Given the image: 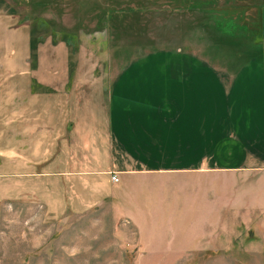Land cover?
I'll list each match as a JSON object with an SVG mask.
<instances>
[{
    "label": "rangeland",
    "instance_id": "374dc122",
    "mask_svg": "<svg viewBox=\"0 0 264 264\" xmlns=\"http://www.w3.org/2000/svg\"><path fill=\"white\" fill-rule=\"evenodd\" d=\"M262 29L264 0H0V149L11 109L18 117L28 108H55L77 77L113 78L109 109L121 92L123 107L155 93L137 81L161 77L166 87L173 75L205 80L195 85H206V107L217 108L212 116L221 104L243 108L216 96L225 84L212 76L239 77L231 97L246 91L252 76L263 78L264 47L255 43L264 44ZM4 158L0 264H264V166L207 177L206 193L220 195L222 208L206 224L188 225L196 212L185 207L186 197H173L158 218L149 217L172 181L160 176L126 180L119 203L95 202L51 219L33 194H23L24 179L6 175ZM52 159L37 169H56Z\"/></svg>",
    "mask_w": 264,
    "mask_h": 264
},
{
    "label": "crops",
    "instance_id": "0c3cea01",
    "mask_svg": "<svg viewBox=\"0 0 264 264\" xmlns=\"http://www.w3.org/2000/svg\"><path fill=\"white\" fill-rule=\"evenodd\" d=\"M224 77L212 76L216 84H225L216 96L222 102L230 96L243 108L226 109L220 102L219 116H212L217 108L206 107V85H195L205 83L201 76L192 81L190 75H173L166 87L161 77L137 81L152 84L155 93H142L130 107H123L126 96L121 92L119 104L110 97V109L107 92L113 78L61 80L71 82L72 91L62 93L63 101L55 108L48 109L46 104L39 111L28 108L18 117L11 109L6 148L0 149L10 169L5 173L11 180L33 181H23V194H33L51 219L80 213L95 202H121V186L128 179L166 177L172 180L167 183V195L156 198V213L149 217L158 218L163 207L179 196L186 197L185 207L196 212L188 225L206 224L213 219L211 211L216 216L218 207L222 208L220 195L206 193V178L220 170L264 166V77L252 76L247 90L237 91L238 97L231 96L239 77L222 81ZM86 92L92 93L95 105H88ZM51 127L54 132L48 134ZM52 155L50 164L56 169H37ZM113 172L117 182L111 180ZM174 221L169 218L171 224H166Z\"/></svg>",
    "mask_w": 264,
    "mask_h": 264
},
{
    "label": "flooded vegetation",
    "instance_id": "af4514ba",
    "mask_svg": "<svg viewBox=\"0 0 264 264\" xmlns=\"http://www.w3.org/2000/svg\"><path fill=\"white\" fill-rule=\"evenodd\" d=\"M260 35L264 37V29H262V31L260 32ZM256 44H258L259 46L261 45L262 47H264V44L261 42H258V40L255 41Z\"/></svg>",
    "mask_w": 264,
    "mask_h": 264
},
{
    "label": "built area",
    "instance_id": "2783aa9c",
    "mask_svg": "<svg viewBox=\"0 0 264 264\" xmlns=\"http://www.w3.org/2000/svg\"><path fill=\"white\" fill-rule=\"evenodd\" d=\"M111 180L113 182H117L118 181V177L116 176V173L115 172L112 173Z\"/></svg>",
    "mask_w": 264,
    "mask_h": 264
}]
</instances>
